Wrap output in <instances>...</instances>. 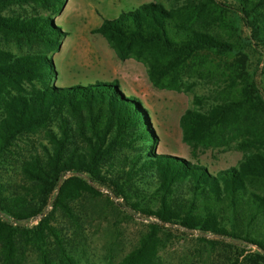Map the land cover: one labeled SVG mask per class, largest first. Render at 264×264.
I'll return each instance as SVG.
<instances>
[{
	"label": "trees",
	"instance_id": "16d2710c",
	"mask_svg": "<svg viewBox=\"0 0 264 264\" xmlns=\"http://www.w3.org/2000/svg\"><path fill=\"white\" fill-rule=\"evenodd\" d=\"M62 3L0 0V264H87L100 234L105 264H170L178 229L198 234L178 264H264V0L143 2L91 29L154 88L211 85L178 117L193 161L155 152L147 110L116 80L55 86L45 54L8 47L56 48ZM21 4L46 14H1ZM230 146L233 166L197 158ZM133 214L146 221L126 237Z\"/></svg>",
	"mask_w": 264,
	"mask_h": 264
},
{
	"label": "rangeland",
	"instance_id": "374dc122",
	"mask_svg": "<svg viewBox=\"0 0 264 264\" xmlns=\"http://www.w3.org/2000/svg\"><path fill=\"white\" fill-rule=\"evenodd\" d=\"M149 1L160 2L167 8L175 7L181 2V0H63L60 10L50 15L54 24L62 31L56 48L44 49L39 45L23 43L18 48L14 44H9L8 47L13 52L20 49V52L29 50L45 54L51 60L54 70L50 84L55 86L116 80L123 94L138 98L147 110L150 125L157 139L155 152L193 161L188 153V147L181 141L178 117L184 109L191 106L192 95L207 97L211 93V85L203 80L183 77V82L190 86L187 90L154 88L149 83L145 66L140 61L131 57L117 59L106 41L99 34L91 32V29L99 25L102 19L114 17L121 10ZM34 12L46 14L32 4L10 5L3 9L1 14L27 15ZM20 144L24 147L23 144L26 142L21 141ZM240 155V151L232 146L197 151L198 160L210 172L235 165ZM145 221L144 217L133 214L132 219L125 224L126 237L132 236L137 230L136 226ZM35 222V219H29L23 224L29 226ZM173 227L176 228L174 225ZM178 230L186 235L180 236L179 240L174 241L165 252H161L170 264H178L189 257L190 253L192 254L193 248L190 247L195 242V236L198 235L195 231ZM102 240L103 236L100 234L94 241L97 243L95 247L88 250L87 264H105L103 258L106 250L100 247ZM126 249L115 248L112 262L117 261ZM221 260L222 254L214 252L210 263L217 264Z\"/></svg>",
	"mask_w": 264,
	"mask_h": 264
}]
</instances>
